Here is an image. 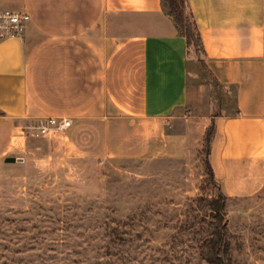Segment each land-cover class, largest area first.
I'll return each mask as SVG.
<instances>
[{"label": "crops", "instance_id": "1", "mask_svg": "<svg viewBox=\"0 0 264 264\" xmlns=\"http://www.w3.org/2000/svg\"><path fill=\"white\" fill-rule=\"evenodd\" d=\"M186 2L203 70L234 90L231 112L213 113L201 94L194 58L164 0H0V10L31 17L23 37L0 43V161L26 158L21 127L52 116L72 123L39 138L82 163L180 150L214 124L209 160L221 191L258 194L264 0Z\"/></svg>", "mask_w": 264, "mask_h": 264}, {"label": "rangeland", "instance_id": "2", "mask_svg": "<svg viewBox=\"0 0 264 264\" xmlns=\"http://www.w3.org/2000/svg\"><path fill=\"white\" fill-rule=\"evenodd\" d=\"M191 54L212 112L233 111L234 90ZM28 124L31 152L0 161V264H212L206 239L219 188L204 135L180 150L82 163ZM226 216L232 264H264V188L228 198Z\"/></svg>", "mask_w": 264, "mask_h": 264}, {"label": "trees", "instance_id": "3", "mask_svg": "<svg viewBox=\"0 0 264 264\" xmlns=\"http://www.w3.org/2000/svg\"><path fill=\"white\" fill-rule=\"evenodd\" d=\"M170 16L173 18L181 34L186 38L187 47L195 48L204 54L201 36L194 19V16L187 6L186 0H164ZM215 134L214 124H211L205 131L203 142L207 153V165L212 178L213 170L210 164L209 155L211 152V142ZM216 182V180H215ZM217 183V182H216ZM218 184V183H217ZM218 196L213 199L211 206L214 212V229L206 239V259L212 264H232L231 243L228 237L226 202L228 196L225 195L218 184Z\"/></svg>", "mask_w": 264, "mask_h": 264}, {"label": "built area", "instance_id": "4", "mask_svg": "<svg viewBox=\"0 0 264 264\" xmlns=\"http://www.w3.org/2000/svg\"><path fill=\"white\" fill-rule=\"evenodd\" d=\"M31 17L26 11L0 10V43L10 38L23 37ZM70 118L48 117L29 123L32 135L47 136L70 127Z\"/></svg>", "mask_w": 264, "mask_h": 264}, {"label": "water", "instance_id": "5", "mask_svg": "<svg viewBox=\"0 0 264 264\" xmlns=\"http://www.w3.org/2000/svg\"><path fill=\"white\" fill-rule=\"evenodd\" d=\"M7 160H8V161H15V158L10 157V158H8Z\"/></svg>", "mask_w": 264, "mask_h": 264}]
</instances>
